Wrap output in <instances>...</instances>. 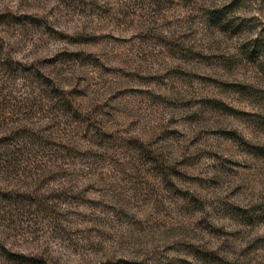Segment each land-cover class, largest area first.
<instances>
[{
  "label": "rangeland",
  "instance_id": "374dc122",
  "mask_svg": "<svg viewBox=\"0 0 264 264\" xmlns=\"http://www.w3.org/2000/svg\"><path fill=\"white\" fill-rule=\"evenodd\" d=\"M0 264H264V0H0Z\"/></svg>",
  "mask_w": 264,
  "mask_h": 264
}]
</instances>
